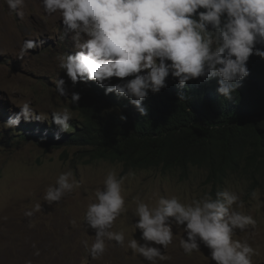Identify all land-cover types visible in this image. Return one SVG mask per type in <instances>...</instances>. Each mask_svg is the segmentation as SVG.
I'll use <instances>...</instances> for the list:
<instances>
[{
	"label": "clouds",
	"instance_id": "clouds-1",
	"mask_svg": "<svg viewBox=\"0 0 264 264\" xmlns=\"http://www.w3.org/2000/svg\"><path fill=\"white\" fill-rule=\"evenodd\" d=\"M46 16L59 14L64 31L61 39L71 34L77 49L74 54L59 57V68L66 72L73 86L78 82L95 81L105 89V95L115 93L125 97L142 115L146 109L142 101L149 91L158 93L166 87L171 74L181 87L198 77L218 78L217 92L231 98L240 87V81L249 75L247 62L256 55L264 59V0H40ZM7 8L18 16L24 0H5ZM36 47L25 40L21 55ZM127 80L110 84V78ZM127 77V79H125ZM168 79V78H167ZM65 80L54 81L59 96H65ZM183 96L181 95V99ZM80 100L73 92L71 102ZM5 123L6 127L19 125L23 119L42 120L30 102ZM52 120L61 131H67L71 113L52 112ZM121 119H126L121 117ZM125 177L114 170L107 172L103 188L95 191V199L84 212L83 220L95 230L94 242L82 241L92 258H98L106 249V241L125 245V233L112 231L117 218L126 211L122 186ZM79 187L71 170L61 172L54 185L47 187L44 201L59 202ZM252 196H256L253 191ZM137 217L133 225L140 230L145 243L131 238L128 249L142 256L149 264L166 259L161 250L173 242V225L183 229L179 246L185 255L200 251V244L210 249L215 264H252L256 250L247 240H234L238 229H254L257 221L240 211L244 202L228 189L205 194L190 202H182L175 195L161 197L153 206L135 198ZM25 213L31 217L40 211ZM75 224V221L71 222ZM31 226V225H30ZM151 242V243H150ZM157 245V246H153ZM35 248V245H33ZM39 255L37 249L34 253ZM25 264H31L28 260Z\"/></svg>",
	"mask_w": 264,
	"mask_h": 264
},
{
	"label": "rangeland",
	"instance_id": "rangeland-1",
	"mask_svg": "<svg viewBox=\"0 0 264 264\" xmlns=\"http://www.w3.org/2000/svg\"><path fill=\"white\" fill-rule=\"evenodd\" d=\"M35 2L39 8L34 6ZM20 10L24 13L22 17L9 11L5 0H0V264H25L28 260L31 264H57L58 260L60 264H149L127 247L132 237L145 243L140 239V230L133 226L137 221L135 198L154 206L159 198L175 195L187 203L206 193L215 197L217 191L224 189L236 192L244 202L240 211L257 221L254 229L244 232L237 229L233 239L247 240L256 250L251 257L252 264H264V175L256 169L229 177L223 189L215 190L206 181L207 173L203 169L194 168L185 179L178 171H128L119 162L99 159L97 148L92 145L63 144L49 151L41 145L43 141L38 138V132L56 131L63 139V134L72 133L70 128L61 131L54 124L52 112L67 109L72 117L69 123H73L80 114L79 108L91 104L103 106L88 95L95 88H104L95 81L73 86L66 72L59 68L61 55L77 51L71 34L61 39L65 26L59 14L46 16L40 0H24ZM25 40L34 41L36 47L21 55ZM60 78L66 82L65 96H59L55 90L54 81ZM115 78L106 83H118ZM73 92L80 95L75 104L71 102ZM25 102H30L42 120L25 122L22 119L19 125L6 127L5 123ZM103 112L106 117L105 109ZM22 133L30 135L28 140L21 138ZM68 170L73 172L79 187L61 201L48 204L43 199L47 187L54 185L57 176ZM110 170L118 177H125L122 195L126 211L112 228V231H124L125 245L106 241L105 252L94 259L82 241L86 240L90 246L96 233L83 217L87 205L95 199V191L103 188V180ZM37 204L41 210L26 216ZM173 232L172 244L166 249L158 246L166 259H158L156 264H215L210 259V249L202 243L199 252L185 255L179 246L185 235L183 229L173 225ZM37 249L40 256L34 254Z\"/></svg>",
	"mask_w": 264,
	"mask_h": 264
},
{
	"label": "trees",
	"instance_id": "trees-1",
	"mask_svg": "<svg viewBox=\"0 0 264 264\" xmlns=\"http://www.w3.org/2000/svg\"><path fill=\"white\" fill-rule=\"evenodd\" d=\"M247 67L249 75L230 99L217 92L218 78L198 77L181 87L170 74L166 87L142 101L144 115L127 98L95 88L88 97L103 106L79 108L65 139L56 131L37 136L48 151L63 144L95 146L99 159L128 171H178L185 179L203 169L208 184L220 190L229 177L253 168L264 175V59L252 55Z\"/></svg>",
	"mask_w": 264,
	"mask_h": 264
},
{
	"label": "bare ground",
	"instance_id": "bare-ground-1",
	"mask_svg": "<svg viewBox=\"0 0 264 264\" xmlns=\"http://www.w3.org/2000/svg\"><path fill=\"white\" fill-rule=\"evenodd\" d=\"M34 6H35V7H38V8L40 7V5H39L37 2L34 3ZM57 14H58V13H57ZM55 15H56V14H55ZM157 247H158V246H157ZM45 254H46V253H45ZM39 256H40V255H39ZM27 257H28V256H27ZM29 257H30V256H29ZM37 257H38V256H37ZM42 257H43V256H41L40 259H43V260H44L45 257H44V258H42ZM34 259H35V258H34ZM38 259H39V258H38ZM59 259H61V258H59ZM135 262H136V261H135ZM146 262H147V261H146ZM56 263H57V262H56ZM141 263H142V262H141ZM143 263L145 264V262H143ZM148 263H149V262H148ZM54 264H55V263H54ZM57 264H60V261H59V260H58V263H57Z\"/></svg>",
	"mask_w": 264,
	"mask_h": 264
}]
</instances>
